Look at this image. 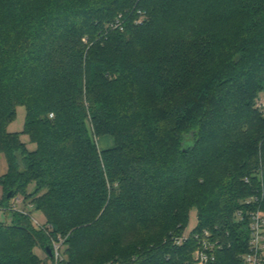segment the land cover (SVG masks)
<instances>
[{"label":"trees","instance_id":"trees-1","mask_svg":"<svg viewBox=\"0 0 264 264\" xmlns=\"http://www.w3.org/2000/svg\"><path fill=\"white\" fill-rule=\"evenodd\" d=\"M119 15L123 29L112 30ZM238 18L224 44L240 55L229 62L234 73L200 70L223 56L222 33ZM227 84L238 90L232 98ZM260 93L264 0H0L5 210L19 194L32 199L53 238L67 236L70 259L60 264H73L81 237L124 227L119 218L129 214L142 229L152 220L170 229L131 264H193L197 244L177 246L169 233L188 229L195 210L194 231L224 244L212 264H242L249 223L236 214L264 194V117L253 109ZM19 106L24 130L9 133ZM208 110L214 118L203 119ZM93 135L115 146L100 151ZM16 232L0 228V264H34Z\"/></svg>","mask_w":264,"mask_h":264},{"label":"rangeland","instance_id":"rangeland-1","mask_svg":"<svg viewBox=\"0 0 264 264\" xmlns=\"http://www.w3.org/2000/svg\"><path fill=\"white\" fill-rule=\"evenodd\" d=\"M257 1V0H256ZM237 22H235L233 25H231L230 29H227L226 31L223 30L222 27V34H224V41L219 43L217 48L219 51H223L227 48L226 51H224L223 56L220 58L213 59L209 66L204 69H200L204 71L205 73L210 71H215L218 68L224 69V72H229L230 74L234 73V70H230L229 68V62L230 63H236L240 59V55L236 54L234 50L231 51L229 46H224V44H227V38H230V31L234 27L238 26L241 21V19H237ZM260 35V34H259ZM258 36V35H257ZM255 36V37H257ZM222 47V48H221ZM219 65V67H218ZM229 75V74H228ZM204 80V76L197 75L192 83L194 85H200L202 81ZM230 89V94L228 98H232L231 96L233 93H235L236 88L232 86L231 84H227ZM252 89V87H251ZM229 101V100H228ZM264 102V93H260L258 97L255 98L253 102V109L257 111L262 117H264V111L262 108H260V104ZM223 112H225V108L222 109ZM221 112V111H220ZM219 112V114H220ZM209 114L210 118H214V112L211 110H208L202 117L203 119ZM216 115V114H215ZM26 121V110L24 107H17L16 109V120L11 123L7 130L9 133H22L24 130V124ZM211 137V133L205 135V137ZM93 139L99 148L100 151L108 150V148H113L115 146L114 138L110 135H102L98 137L97 135H93ZM21 140L23 143H26L28 148L31 151H34L36 149V145L33 143H30L28 136L22 134ZM108 142V143H106ZM7 173V163H6V157L4 154H0V176H3ZM30 191L33 190V187L29 189ZM6 197V191L3 189L2 186H0V228L1 229H13L16 230L18 237H20L21 240L19 243L23 246V248H27V251L30 253L28 255H33L35 257V263L34 264H56V261L53 262L49 261L47 259V255L44 250V246L48 244V242L51 243V251L52 250V243L56 242L62 246V257L64 261H69L70 254L66 253V239L67 236L64 238L63 236L60 238L54 239L51 230L49 231L47 229H42L41 225L45 226V218L42 213L35 211V206L32 202V199H26L23 194H19L16 199L13 201H10V206H8V209L5 210V207L7 204H4V201H2ZM9 205V204H8ZM13 211H17L19 215H17L15 218H13ZM11 212V213H9ZM124 217V216H123ZM160 220H164L165 217H159ZM121 221H125L126 224H118L116 226V229H102L104 233H101L102 236H96L95 234H91L90 236H83L81 237L82 244L80 246H76V254L75 259L73 260V264H98V263H104L105 260L109 259L111 261L118 260L122 261L126 264H131L134 262H137L138 259L136 255H133L132 253L137 252V250L140 247H144L145 245H149L153 239L155 243H159L160 241H166L168 237L163 238L162 233L164 231H169L170 229H161V224H158L157 221L153 220L150 221L146 229H142L140 224V219L135 217V215H130L126 217L125 219L119 218ZM140 220V221H139ZM117 221H115L116 223ZM198 221H197V212L195 210H191L189 212V227L188 229H185L182 231L181 234H178V231H171L169 233L174 236H184L187 235L188 232L194 230V228L197 227ZM144 225V224H143ZM145 227V226H144ZM30 232V236L27 240H25V232ZM11 231V230H10ZM70 233H67L69 235ZM149 243V244H148ZM146 247V246H145ZM71 252V250H70ZM53 254V253H52ZM123 254H130L126 258H120L118 256ZM113 256H116L115 258H112ZM53 258V256H52ZM241 259V256L238 257ZM132 259V260H131ZM193 259V258H192ZM63 260L59 261L57 264H60L63 262ZM28 264V263H27ZM193 264L194 259H193Z\"/></svg>","mask_w":264,"mask_h":264},{"label":"built area","instance_id":"built-area-1","mask_svg":"<svg viewBox=\"0 0 264 264\" xmlns=\"http://www.w3.org/2000/svg\"><path fill=\"white\" fill-rule=\"evenodd\" d=\"M142 23V19L138 22ZM112 30H122V15H119L115 24L109 26ZM260 108L264 111V102L260 104ZM261 179V175H257ZM249 183V179H245ZM264 194L258 193L243 202L244 208H250L247 211L239 210L236 214L237 222H243L245 217L249 223V240L248 251L241 256L242 264H264ZM42 229L49 228L41 225ZM51 230V229H48ZM172 240L177 246H183L189 241L197 244V248L193 253L195 264H212L216 259V253L224 248V244L214 238L209 230L202 232L190 231L184 236H173ZM53 258L56 264L62 257V246L56 242L52 243Z\"/></svg>","mask_w":264,"mask_h":264},{"label":"water","instance_id":"water-1","mask_svg":"<svg viewBox=\"0 0 264 264\" xmlns=\"http://www.w3.org/2000/svg\"><path fill=\"white\" fill-rule=\"evenodd\" d=\"M14 195H15V192L13 191V192H11V193L8 195V198H12V197H14ZM47 253H48L49 256L52 258L53 254H52V251H51V248H50V247L47 248Z\"/></svg>","mask_w":264,"mask_h":264},{"label":"crops","instance_id":"crops-1","mask_svg":"<svg viewBox=\"0 0 264 264\" xmlns=\"http://www.w3.org/2000/svg\"><path fill=\"white\" fill-rule=\"evenodd\" d=\"M106 143H108V142H106ZM108 149H110V148H108Z\"/></svg>","mask_w":264,"mask_h":264}]
</instances>
